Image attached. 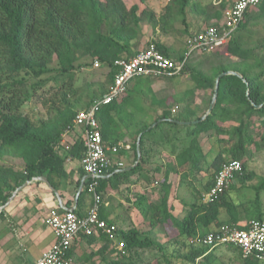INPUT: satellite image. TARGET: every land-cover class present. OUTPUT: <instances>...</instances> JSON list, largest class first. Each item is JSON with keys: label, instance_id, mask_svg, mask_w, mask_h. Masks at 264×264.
Returning a JSON list of instances; mask_svg holds the SVG:
<instances>
[{"label": "trees", "instance_id": "16d2710c", "mask_svg": "<svg viewBox=\"0 0 264 264\" xmlns=\"http://www.w3.org/2000/svg\"><path fill=\"white\" fill-rule=\"evenodd\" d=\"M146 1L140 0L141 3ZM219 1L218 5H203L198 1L169 0L162 13L157 15L148 9L140 10L137 4L128 7L123 0H0V207L17 188L36 177H47L57 188L55 180L65 177L68 157L73 155L82 159L85 153L83 140L67 151L62 146L63 136L75 128L74 119L82 99L76 85V71L93 68L95 61L109 69L105 87L102 86L98 97L90 96L86 110L114 85L118 73L114 62L131 58L140 51L136 46L144 35V24L153 34L189 36L190 14L203 19L208 27H217L225 10L236 0ZM262 22L264 0L246 11L225 46L213 50L196 66L190 63L192 56L189 58L183 74L190 77L195 90L211 93L205 108L196 106L195 90L186 91L177 101L171 98L158 100L152 93L150 78H145L132 86L129 84L121 102L99 110L97 119L104 142L115 145L128 138L135 163L140 138L142 155L130 171L117 172L119 168L113 167L103 172L97 188L102 195L100 216L115 224L108 219L107 197L111 191H118L122 185L132 182V175L140 174L139 180L143 178L150 188L138 195L136 202L144 225L116 230L115 239L124 244V249L112 248L110 254L114 259L106 256L113 241L109 236L81 235L88 245L101 240L103 246L97 252L92 250L77 257V247L73 245L68 253L72 261L79 264H196L200 259L198 264H218L214 252L219 247L205 246L202 241L206 234L222 225L264 219V177L251 186L252 199L241 194L254 176L247 171L253 152L264 149V40L250 45L244 37L250 25ZM151 44L172 58L169 46L150 41L146 48ZM185 55L186 52L176 60H184ZM230 71L239 73L242 78L235 75L221 78L215 107L204 121H200L212 103L217 78ZM53 73L55 75L49 77ZM52 80L56 83L52 88L55 93L50 98L39 94ZM149 94L152 106L162 108L161 114L159 110L150 114L143 105L142 98ZM36 96L43 107L49 106L47 119L33 121L23 112L24 106ZM172 102L180 105L178 113L172 112ZM165 119L200 122L189 125L159 122ZM155 123L157 125L151 128ZM182 131L184 136L180 135ZM213 138L221 148L209 162L210 154L204 143ZM165 141L171 143L175 160L168 163L164 179L158 182L156 174L162 166L149 173L144 171L151 158L146 146L148 143L158 146ZM16 161L22 164L18 165ZM231 161L242 163V175L236 176L226 192L205 201L222 166ZM211 170L213 172L206 179L204 174ZM155 190L157 196L151 200L148 193ZM183 192L186 196L182 197ZM85 194L87 189L84 187L79 200ZM175 201L182 205L179 213ZM4 213L5 210L0 213V218ZM211 226L215 228L211 229ZM161 231L167 236L164 243L159 240ZM177 245L188 251L178 250L170 255L168 248ZM149 250L159 256L145 260L142 254ZM239 260V264H264V260L256 257L243 258L241 255Z\"/></svg>", "mask_w": 264, "mask_h": 264}, {"label": "built area", "instance_id": "2783aa9c", "mask_svg": "<svg viewBox=\"0 0 264 264\" xmlns=\"http://www.w3.org/2000/svg\"><path fill=\"white\" fill-rule=\"evenodd\" d=\"M261 0H236L225 12L217 27H209L201 33L191 35L186 42L184 60L177 61L165 56L154 45L139 51L128 59H118L114 66L118 69L114 85L102 98L96 99L89 109L79 111L74 119V126L84 129L83 142L85 153L81 159V167L89 176L85 188L92 202L88 213L80 216L74 211L53 209L44 220L54 236V243L45 250L35 264H73L68 253L75 242L85 235L87 237L106 235L115 239L117 225L109 223L100 216L102 195L97 191L98 180L103 172L110 168H123L122 162L114 160L122 150H131V144L119 142L108 145L104 142L97 119L99 110L106 105L121 102L127 95L132 80L145 78L179 77L183 74L186 63L196 52H212L227 44L229 37L237 30L250 8L257 6ZM219 0H214L218 5ZM102 67L95 61L93 68ZM176 110H174L175 112ZM243 166L240 161H231L222 166L215 177L213 189L205 195L210 201L226 192L237 175H242ZM203 244L210 248L230 246L236 248L243 258L256 257L264 260V219L247 221L244 225H222L205 235ZM122 251L124 244L116 247ZM200 259L197 260L198 264Z\"/></svg>", "mask_w": 264, "mask_h": 264}, {"label": "crops", "instance_id": "0c3cea01", "mask_svg": "<svg viewBox=\"0 0 264 264\" xmlns=\"http://www.w3.org/2000/svg\"><path fill=\"white\" fill-rule=\"evenodd\" d=\"M173 113L176 112L173 111ZM159 114H161V110ZM78 128L80 127H75L63 136L62 146L66 151L74 146L77 141L83 140L84 129L81 128V130L77 131ZM120 142L131 144L128 138ZM165 142L166 143L158 146L148 143L146 146L148 152L151 154V158L144 166V171L145 173H149L157 166H162V170L156 174V180L158 182L164 179L166 174L165 167L168 163L174 162L175 160V157L171 153V143L168 141ZM155 149L157 150L155 151ZM121 152H125V154L122 155ZM121 152L114 158L116 162L123 163V168L118 171H130L136 166V162L133 163V151L122 150ZM154 152L156 153L154 154ZM64 153L65 152H61V154ZM157 153H159L158 156ZM129 168L131 169L128 170ZM65 172L66 175L64 178L55 180L58 185L55 189L60 194L66 208L74 209L78 215L85 216L90 208L92 198L88 194H85L84 198L80 200L79 198L77 199V192L81 185V181L86 176L81 167V158L70 155L65 162ZM140 176V174L132 175L130 178L132 182L122 185L118 191H111L107 197L106 206L108 207V219L114 221L115 224L122 229H128L133 226L141 227L144 225L143 216L137 210L136 202L138 195L143 194L147 190L149 191L150 188H147V183L143 178L139 180ZM159 185L158 183V186ZM148 195L151 200H154L157 196L156 190L150 191ZM68 203H70V205L67 206ZM174 206L176 212L179 213L182 210V205L178 201L174 202ZM56 208L61 209L58 198L44 182H33L22 190L9 207L5 209L4 216L0 218V225L2 222L6 225L5 230L0 232V263L4 264L10 262V264H17V261H24V254L22 257L17 256L13 259L14 250L18 247L28 248L31 245L42 246L40 249L41 257L42 253L51 247L55 241L51 230L44 224V220L47 218L50 211ZM131 208H133V210H131ZM246 222L247 220H243L239 222V224L244 225ZM214 228L215 227H211V229ZM159 233L166 235L165 231ZM74 246L77 247L76 256L80 257L85 252H90L92 250L97 252L102 248L103 242L101 240H96L92 245H88L87 239L81 236L75 242ZM114 246L115 243L112 241L107 251L109 254L112 248H116V246ZM6 260L8 261L6 262ZM37 260L32 262L28 261V264H35Z\"/></svg>", "mask_w": 264, "mask_h": 264}, {"label": "rangeland", "instance_id": "374dc122", "mask_svg": "<svg viewBox=\"0 0 264 264\" xmlns=\"http://www.w3.org/2000/svg\"><path fill=\"white\" fill-rule=\"evenodd\" d=\"M123 1L126 3L128 7L137 4L140 7V10L148 9L150 11H154L157 15H160L164 7L169 3V0H147L145 3H141L140 0H123ZM194 1L201 2L203 5L214 3V0H191V2ZM190 23L192 26L191 34L189 36H184V37H180L179 35H164L160 32L153 34L152 29L144 24L143 25L144 35L142 36L140 44L136 46V49L140 51L145 49L147 43L150 41L160 42L170 47V49L172 50V58L176 60L177 58L180 57V55L185 54L186 42L191 35L201 33L207 28H209L207 23L195 14H190ZM244 37L245 39L248 40V43H250V45H256L258 43H262L264 40V23L262 22L260 23V25H253V24L250 25L249 28L244 32ZM211 53L212 52H196L192 55L190 63H192V66H196L200 62H202V60L205 57L210 56ZM53 67H56V65L54 64ZM108 72L109 69L103 66L97 69L91 68L88 70L82 69L80 71H76L75 73L76 85L80 88V94L82 97L80 106L77 108V111H81L86 108V105L90 102V96L98 97L100 95V90L102 86L105 87ZM54 75L55 73L49 75V77H52ZM139 79L144 80L145 77H139L132 80L130 86L135 84ZM55 87H56V83L52 80L46 85V87H44L42 91H40L39 94H42V96H45L46 98H50L55 93V90L53 91ZM150 87L152 89L153 95L158 100L171 98L177 101L184 96L186 91L195 90L194 83L187 74H183L179 77H173V79H167L166 77L151 78ZM50 90L52 92H49ZM195 93H196V106L205 108L206 101H208V97L210 96L211 93L207 92L206 94H203L197 90H195ZM151 97H152L151 94L143 97L142 98L143 105L147 108V110H149L150 114H153L156 110H159L160 112L162 108L152 106ZM48 107L49 106L43 107L41 101L38 99V96H36L29 104L24 106L23 112L25 114H28L33 121H37L41 119H47L49 117L47 113ZM170 107L172 109V112L174 110H176L175 112L177 113L180 111L179 108L180 105H178L177 103L172 102ZM79 130H81V128H78L77 131ZM184 134L185 132L182 131L180 135L184 136ZM204 146L206 152L210 154L209 162H211L213 157L219 152L221 146L216 142V138L207 140L204 143ZM16 163L18 165L22 164L19 161H16ZM247 171L253 173L254 176L249 182H247L246 189L245 190L243 189L241 191V194H244V196L246 195L248 199H252L254 197V192L250 189L251 186L256 185L259 182V179L264 177V149L258 152H253V156L247 164ZM212 172L213 171L211 170L209 173L204 174V177L208 176ZM197 185L199 186V184ZM236 186L240 187V185L237 183ZM181 196L182 197L186 196V194H184L183 192ZM84 197L85 195L82 198ZM189 199H191V196H189ZM262 199H263V210H264V193ZM131 210H133V208H131ZM5 227H6L5 223L2 222L0 225V232L4 231ZM118 228L120 227L118 226ZM158 236L160 242L164 243L167 241L166 235H162L161 233H158ZM113 243H115L116 247H118L120 244V242L116 239L113 240ZM41 247L42 246H38V245L37 246L31 245L28 248L18 247L17 249L14 250L15 253H13L14 256L13 259H15V257L17 256L22 257L24 254L25 260L17 261V264H28V261L32 262L34 260L39 259ZM178 250H182V252L185 253L188 251V248L182 247L180 245L170 246L168 248V253L170 255L171 254L173 255L176 254ZM214 254L215 257L217 258L218 264L221 263L239 264L240 261L239 259L241 256L238 250L230 246L219 247L215 250ZM107 255H109V258L114 259V256L110 255L109 253L106 254V256ZM142 255L145 260H152L159 256L158 254L150 250L144 252V254ZM7 261L8 260H6V262ZM4 264H10V262ZM73 264H79V263L73 260Z\"/></svg>", "mask_w": 264, "mask_h": 264}, {"label": "water", "instance_id": "95a60500", "mask_svg": "<svg viewBox=\"0 0 264 264\" xmlns=\"http://www.w3.org/2000/svg\"><path fill=\"white\" fill-rule=\"evenodd\" d=\"M227 75H235V76H238V77H241V78H242V76H241L239 73L232 72V71H230V72H225V73L221 74V75L217 78V80H216V86H215L214 94H213V98H212V103H211V105H210V108H209L208 112L206 113L205 116H203V117L201 118L200 121H204V120L208 117V115L213 111V109H214V107H215V104H216V101H217V97H218V91H219V83H220V80H221L222 77L227 76ZM257 108H258V106H257ZM162 121H170V122H173V123H177V124H179V125H189V124H196V123L200 122V121H194V122H191V123H190V122H179V121L174 120V119H165V120H160L159 122H162ZM156 125H157V123L153 124V125L151 126V128H154ZM151 128H150V129H151ZM139 146H140V138H139L138 141H137V147H138V161L136 162V165H137L138 162L141 160V156H142V155H141V152H140V150H139ZM130 169H131V168H129L128 170H130ZM125 171H127V170H120V171H118V172H125ZM108 177H109V176H108ZM88 178H89V176L86 175V176L83 178V180L81 181V185H80L79 190H78V192H77V199H78L79 196L81 195V193H82V191H83V189H84L85 183H86V181H87ZM33 182H44L45 184H47L48 187H49V188L55 193V195L57 196L58 201H59V205H60L61 209H62V210H65V211H74V209L66 208V207L64 206V203H63V201H62V198H61L60 194L57 192V190H56L55 188L52 187V185H51L50 182L48 181L47 177H45V176H41V177L33 178L32 180H29V181H27L25 184H23L21 187L17 188V189L13 192L12 196L8 199V201L6 202V204H5L4 206L0 207V213L3 212L7 207H9V205L12 203V201L15 199V197H16V196H17L22 190H24L27 186H29V185H30L31 183H33Z\"/></svg>", "mask_w": 264, "mask_h": 264}]
</instances>
